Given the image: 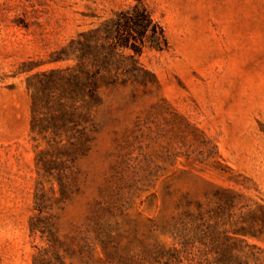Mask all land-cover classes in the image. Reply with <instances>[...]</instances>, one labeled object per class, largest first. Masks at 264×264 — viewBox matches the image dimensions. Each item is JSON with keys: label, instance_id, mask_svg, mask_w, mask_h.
Masks as SVG:
<instances>
[{"label": "rangeland", "instance_id": "obj_1", "mask_svg": "<svg viewBox=\"0 0 264 264\" xmlns=\"http://www.w3.org/2000/svg\"><path fill=\"white\" fill-rule=\"evenodd\" d=\"M0 264H264V0H0Z\"/></svg>", "mask_w": 264, "mask_h": 264}, {"label": "trees", "instance_id": "obj_2", "mask_svg": "<svg viewBox=\"0 0 264 264\" xmlns=\"http://www.w3.org/2000/svg\"><path fill=\"white\" fill-rule=\"evenodd\" d=\"M113 25L118 32H127L129 37L132 36V33H137L141 37H147L158 49H162V45H166L163 29L152 20L149 13L140 4H136L129 12L120 13L118 18L113 22ZM128 46L135 54H140V45L137 40L134 39ZM102 48L103 45L100 46V49ZM96 50V46L93 48L87 45L81 55L82 59L90 58L89 65L92 69L91 71L87 70L85 69L87 65L81 64V71L84 75L82 84L86 88L91 86L96 78H101L103 71L108 72L107 68L110 66L106 58L104 56L102 57L101 53Z\"/></svg>", "mask_w": 264, "mask_h": 264}]
</instances>
